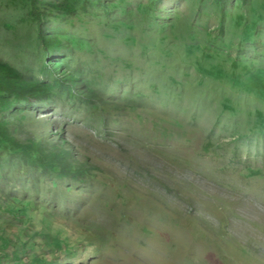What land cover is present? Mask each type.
<instances>
[{
  "label": "rangeland",
  "instance_id": "obj_1",
  "mask_svg": "<svg viewBox=\"0 0 264 264\" xmlns=\"http://www.w3.org/2000/svg\"><path fill=\"white\" fill-rule=\"evenodd\" d=\"M52 1L0 0V264H264V0Z\"/></svg>",
  "mask_w": 264,
  "mask_h": 264
},
{
  "label": "trees",
  "instance_id": "obj_2",
  "mask_svg": "<svg viewBox=\"0 0 264 264\" xmlns=\"http://www.w3.org/2000/svg\"><path fill=\"white\" fill-rule=\"evenodd\" d=\"M220 4L221 9L225 12V0H220ZM31 7L32 8L30 14L32 18L36 21L40 34H42V30L44 28L46 20L49 16L53 14L50 13L51 11H59L65 14H69L73 10L68 5H63L60 2L52 0H31ZM221 21H223V19H221ZM42 38L46 46L53 51H56L61 46V41L58 40L56 37L43 36ZM12 75L13 74L8 69L0 66V92L5 91L13 96H16L19 99H35L38 95L42 93L40 91V87L28 82L22 83V81H18L13 78ZM56 151L59 153V155H63V158L68 162V164L71 165V167H69V170L76 168L74 164H71L69 162L71 160L69 159L70 152L66 153L64 152L66 150H60V148H57Z\"/></svg>",
  "mask_w": 264,
  "mask_h": 264
}]
</instances>
